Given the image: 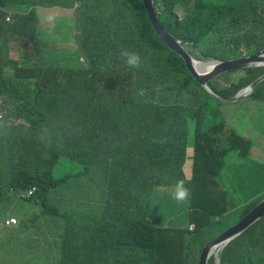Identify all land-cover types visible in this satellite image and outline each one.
Segmentation results:
<instances>
[{
  "label": "trees",
  "instance_id": "trees-1",
  "mask_svg": "<svg viewBox=\"0 0 264 264\" xmlns=\"http://www.w3.org/2000/svg\"><path fill=\"white\" fill-rule=\"evenodd\" d=\"M153 2L196 59L264 48V0ZM262 74L228 70L208 90L142 0H0V255L41 235L39 264H199L264 196L228 205L227 173L264 157V120L247 137L219 108ZM248 98L264 99V80ZM219 262L264 264V215Z\"/></svg>",
  "mask_w": 264,
  "mask_h": 264
},
{
  "label": "water",
  "instance_id": "water-1",
  "mask_svg": "<svg viewBox=\"0 0 264 264\" xmlns=\"http://www.w3.org/2000/svg\"><path fill=\"white\" fill-rule=\"evenodd\" d=\"M146 6L149 18L152 22L153 28L158 33L160 38L171 48L175 49L185 60L188 68L190 69L194 78L200 82L208 90V82L214 76L236 68L250 67L254 65H264V48L253 54L241 56L229 60H199L194 58L189 52L183 47L179 40L172 37L171 33L164 28L162 23L159 21L156 13L153 0H142ZM264 79V75L254 80L246 89L251 91L260 81ZM245 89V88H244ZM235 96L232 99H236ZM222 101H230L231 99L221 98ZM264 215V197L249 211L247 212L238 222L230 226L221 232L216 238L206 242L200 252L199 264H208V260L214 252H217L215 256L216 264H219L218 252L234 237L242 233L255 221Z\"/></svg>",
  "mask_w": 264,
  "mask_h": 264
},
{
  "label": "clouds",
  "instance_id": "clouds-1",
  "mask_svg": "<svg viewBox=\"0 0 264 264\" xmlns=\"http://www.w3.org/2000/svg\"><path fill=\"white\" fill-rule=\"evenodd\" d=\"M7 19L9 20L10 17H7ZM248 54H253V53L246 52L243 56H246ZM121 56L124 59V63L129 67H137L141 62V57L135 52H130L125 50L121 52ZM206 60L208 61L210 60V58H207ZM254 66H260V65H254ZM248 86L244 87L245 89L243 88L239 91V93L236 95L237 96L236 99L248 97V95L252 93L253 89L251 91H247L246 88ZM236 99L231 98V100H236ZM261 101H264V99H262ZM224 102H228V101H224ZM3 114L4 111L0 110V115L3 116ZM174 195L177 199H182L185 195V192L181 190L176 192ZM15 220H16L15 217L9 218L7 223L9 222L15 223ZM189 228L192 230L193 225H190ZM20 238H21L20 240H14V238H7L10 242L7 243L3 253L0 255V264H39L40 254L43 245V237L40 235L36 238H31L29 236H20ZM10 251L12 252L11 254L9 253ZM219 252H218V257H219ZM6 256H7V261L5 263H1V259L5 258ZM211 256H214V254ZM214 262H215V256H214Z\"/></svg>",
  "mask_w": 264,
  "mask_h": 264
},
{
  "label": "crops",
  "instance_id": "crops-1",
  "mask_svg": "<svg viewBox=\"0 0 264 264\" xmlns=\"http://www.w3.org/2000/svg\"><path fill=\"white\" fill-rule=\"evenodd\" d=\"M228 102L232 104L237 103V108H239L240 105H242L244 110H251V111L256 110L257 118L255 120H252V119L249 120V122L252 123L253 126L250 127L249 125H247V123L243 126L242 122L238 123V121H236L235 125L237 124L240 125L244 131L251 132L252 128L257 127L255 125L258 124V121L264 120L263 115L258 114V110H261L262 112H264V101L254 100L248 97H243V98H239L236 100H230ZM263 140H264V137L262 138L261 141ZM261 147H262V144H261ZM258 152H259V149H258ZM259 157H261V159L264 161V157H262L260 153H259ZM248 160L249 159L241 163L239 166L232 168L226 175L224 188L227 191V203L232 208L235 206H238V204L239 206H243L245 203L254 200L258 196L264 195V182L260 184L255 183L253 185L254 189L260 186V189H258L257 192H255V194L251 196L244 195L245 191H244V187L242 184V176H243L242 172H243V166L245 163L248 162ZM261 169L262 168H257L256 171H254V174H255L254 177L258 175V171ZM249 180L253 181V177L249 176ZM241 199H243V201L239 202V200Z\"/></svg>",
  "mask_w": 264,
  "mask_h": 264
},
{
  "label": "rangeland",
  "instance_id": "rangeland-1",
  "mask_svg": "<svg viewBox=\"0 0 264 264\" xmlns=\"http://www.w3.org/2000/svg\"><path fill=\"white\" fill-rule=\"evenodd\" d=\"M68 24V23H67ZM53 32V31H52ZM62 46V45H57V47ZM207 59V58H206ZM204 59V60H206ZM10 71H12V69H9ZM8 72V70H7ZM225 109L226 113L229 117L234 118L237 115V119L236 121L242 122L243 126L247 123V125H249L250 127L253 126L252 123L249 122V120H255L257 118V114H256V110H244L243 106L240 105L239 108H237V103H229V102H225L223 104L219 105V108ZM257 126V125H255ZM235 128H237L239 131L241 130V133H243L244 135H246L247 137H249V135H251V132H246L242 129V127L240 125H236ZM255 128H258L255 127ZM254 128V129H255ZM192 145H190L191 147ZM257 168H262L261 170L258 171V175L256 177H254V171H256ZM243 176H242V184L244 187V195L245 196H251L253 194H255V192H257L258 189H260V186H258L257 188L254 189V184L255 183H262L264 182V161L261 159V157H259V155H255L249 158L248 162L244 164L243 166V172H242ZM249 176L253 177V181L249 180ZM253 182V184H252ZM172 190H175L176 192L181 191L179 188H170L169 192H171ZM170 197V195H169ZM243 199L239 200V202H242ZM169 213L166 214V221L169 218ZM17 219V223H18V217H15ZM6 221V220H5ZM16 223V224H17ZM15 225V224H14ZM7 227H10L7 225ZM10 254L12 253L11 251L9 252ZM214 255H217V252H214ZM7 261V256L5 258L1 259V263H5Z\"/></svg>",
  "mask_w": 264,
  "mask_h": 264
}]
</instances>
